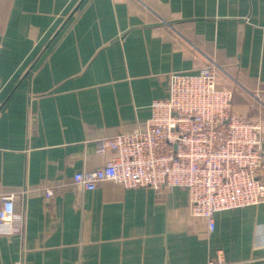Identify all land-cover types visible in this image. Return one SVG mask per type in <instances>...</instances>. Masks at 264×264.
Returning <instances> with one entry per match:
<instances>
[{
  "label": "crops",
  "instance_id": "crops-1",
  "mask_svg": "<svg viewBox=\"0 0 264 264\" xmlns=\"http://www.w3.org/2000/svg\"><path fill=\"white\" fill-rule=\"evenodd\" d=\"M75 1L0 0V97ZM212 63L264 136V0H88L0 114V203L15 196L21 227L0 264H264V203L210 230L185 188L73 181L111 157L98 139L143 126L171 73Z\"/></svg>",
  "mask_w": 264,
  "mask_h": 264
},
{
  "label": "built area",
  "instance_id": "built-area-1",
  "mask_svg": "<svg viewBox=\"0 0 264 264\" xmlns=\"http://www.w3.org/2000/svg\"><path fill=\"white\" fill-rule=\"evenodd\" d=\"M216 71L212 63L197 74L171 73L167 96L151 102L143 126L98 139L96 153L111 157L75 173L74 183L89 191L105 181L124 188H185L191 215L206 219L210 230L217 212L264 203L262 126L234 111L233 93L219 86ZM14 200L1 199L0 234L21 231Z\"/></svg>",
  "mask_w": 264,
  "mask_h": 264
},
{
  "label": "water",
  "instance_id": "water-1",
  "mask_svg": "<svg viewBox=\"0 0 264 264\" xmlns=\"http://www.w3.org/2000/svg\"><path fill=\"white\" fill-rule=\"evenodd\" d=\"M88 0H76L72 7L63 16L57 26L52 30L49 36L46 38L44 43L39 47L35 54L31 57L26 67L18 74L11 85L5 90V92L0 97V114L6 108V106L11 102L13 97L19 91L24 82L31 75L32 71L45 57L57 39L60 37L65 28L70 24L73 18L77 15L79 10Z\"/></svg>",
  "mask_w": 264,
  "mask_h": 264
}]
</instances>
